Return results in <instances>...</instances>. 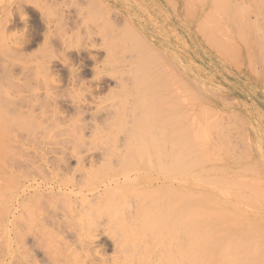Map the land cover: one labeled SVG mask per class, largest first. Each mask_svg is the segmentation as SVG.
<instances>
[{
    "label": "rangeland",
    "instance_id": "obj_1",
    "mask_svg": "<svg viewBox=\"0 0 264 264\" xmlns=\"http://www.w3.org/2000/svg\"><path fill=\"white\" fill-rule=\"evenodd\" d=\"M195 1L189 0L188 2V0H184V6H186L184 10L182 3L183 0H0V53L2 54L3 62H8L9 67L14 70L15 77L18 79L17 82H20V84L16 83L17 89L14 91V87L11 88L9 86V88L7 89L8 96L4 94L5 98L7 99L6 101L2 102V97L0 98V126L7 129V126H9L10 123H13V125L15 123L14 126L18 129L17 133H21L23 137L22 139L24 141L20 144L16 143L17 146H13L15 155L17 157H19V155H23L25 157L29 156L31 157V161L39 160L37 158V154H39V152L41 155L45 154L44 157L48 156L50 158H52V156H65L66 153H69V149L67 147H71L74 145L75 139L73 136L75 135V133H78L77 135L82 134L83 139L86 141L93 139L98 140V138H100V136L102 135L100 128L103 123L102 125H100L101 121L97 120L94 115L92 116V113L100 111L107 104H96V106L92 104L91 107L83 109V111L80 113L77 111H73V108L70 106H66V108L65 106H62V110H59L61 112L63 111L64 113L62 112V114L67 117L62 127L66 130L68 129L70 133L73 134L64 131V133L66 132L68 133V135L66 133L57 135L54 122L52 127V121L48 119L52 115L51 111L53 109V105L48 106L47 101L53 100L54 102L55 99H63L65 101H68L75 95H79L76 90L71 91L69 89L71 88V86L68 83V76L66 74L67 67L62 65L65 62L72 63L74 68H78L81 70L83 69L82 75L85 80L99 82V90L100 88L102 89V95L108 94L112 89H114L113 83L109 76H105V74L102 73L93 75L92 71H90L88 67L86 68V66H89V55L95 57L97 56L98 58L102 59L103 56L101 55H103L105 52L102 45L99 44L97 46H94L92 45L91 41H89V37H91L92 35H89V33H91L90 31L92 29L96 31V26L97 29H102V26L104 25L103 23H101L103 21L101 18L106 21L108 15H105L107 13L109 14L110 18L112 17V15H115L114 18H116V20H114L115 23H113L115 24L114 27L117 29V32H121L120 34L123 35L126 41L130 39L128 41L129 48H132V45L134 44L140 43L139 39L137 40L135 36V39H133V30L131 31V29H135L136 31H138L141 34L142 39H147L152 49H146V42L144 41L142 42V45L139 46H142L141 49L144 50L143 53L144 56L146 55L145 57H147V55L149 54L147 52H150V55L152 54L153 60L152 58L149 59L151 62L150 67L152 68L151 73L153 70L157 73H160V78L158 81H156V84H158V89L154 90L152 95V91L151 93L150 91H147L148 93L146 92V97L144 95V98H141L143 99V101H140V98V100L138 99V101L140 102H138L137 107H134L135 109L133 108V106H130L131 104H129V107L126 104L125 107L121 108L122 111L125 110V114L126 111H129L128 114L125 115L127 118H131V120L134 119L133 124L135 128L133 129V131H131L133 133L129 135V140L139 142L138 140L141 139L140 142H144L145 144L143 145V147L146 146L147 148H144L147 153H145V155H149L151 158H158L159 162L160 160L164 161V164L160 166L161 171L159 170L161 176L165 177L166 175L170 174V176H168V178L166 176L165 179H171L173 177V183L175 184L173 188H167L165 187V185L159 186L156 189L157 193H154L156 205L159 208V212L163 217L164 214L162 212L165 211L164 209H166L167 207L168 210V205L174 203L176 205H192L195 207L206 206V225H209L206 226V229L210 230L208 231V233H213L212 235L206 233V242L209 243L206 244V256L211 254L209 252L215 247V249H213V251H215L211 252L214 256L213 258H215L216 261L214 259L212 261L211 259V263H209L223 264V262L225 261V258L223 259V257L227 256V252L226 250L220 249H217V251V245L214 246L216 242L213 240L216 239L217 233H219L218 230L220 226H223V224H226L227 222H229V224L231 222V226L235 224L234 227L232 226L233 228L230 225V227L228 228L234 231L236 230V233L238 235L241 234L239 236L243 238L244 242L249 243L250 247L253 246V243H256L254 245L260 247L259 249H264V231H262L264 230V10L261 9L262 7H264V0H255V8L253 11H249L246 13L244 11L245 14L241 11H237L233 15V17L235 18V22H237L239 17L240 21L244 19V21H246L245 28H239L247 38V46H243L241 44V39L238 40L239 32H241L240 30H238V26L240 24H235L233 25L234 27L230 24L228 25V27H225V25L222 23V20H219V26H221V24L223 26L221 28L217 27L218 29L216 28V30L219 32H216V25H209V22H213L214 19L206 21L205 18L206 1L208 4H211L212 1L199 0V3L197 0ZM237 1L239 2L241 0ZM193 2L195 3L194 8L196 9H193ZM216 2L217 5L222 6L219 4L220 0H216ZM214 4H211V8H209L212 9V11L214 10V8L216 9V7L214 6H217L216 4ZM219 6H217V8H219ZM187 7L189 8L187 9ZM200 8L202 9L199 11ZM222 8L224 7H221L220 10ZM218 10L216 9V12L214 10L215 15L217 14ZM224 10L226 9L224 8ZM195 13L197 14V16L195 15ZM212 14L207 15L208 17L212 18ZM218 14L219 18H217L216 16H214V18L216 17L217 19H222L225 16L230 17V15H225L229 14L228 11L227 13L222 14V16L221 13ZM201 16H203L205 20L202 21V19L204 18ZM114 18L112 17L111 19L113 20ZM98 21L99 24H97ZM95 22L97 25L95 24ZM216 22L217 21H215V24ZM199 23H202L203 25ZM253 23L254 25H252ZM229 26H231V30L227 31L228 29H230ZM210 27L211 29H208ZM213 27L214 29H212ZM220 29H223L224 31ZM210 34H213L212 38H210ZM222 34L223 37L225 34V36H230V38L226 36L224 37V40ZM217 35L220 39L216 38L218 37ZM131 38L134 41L136 40V42L132 41ZM248 38L250 39V41ZM131 41L132 43H130ZM219 41H221V46H219L220 48H218L217 46L218 44L220 45ZM254 41H257V45L261 46H255L256 42ZM223 42H225V44H223ZM232 43L235 46L237 45L238 48L232 46ZM214 44L216 47L214 46ZM15 46H18L19 48L22 47L21 52L16 53L15 51H12L11 48L14 49ZM222 46H226V48L223 47L225 48V54L223 53L224 50L222 52ZM248 46L251 50L248 48ZM217 48L220 50H217ZM66 49H68V51ZM248 49L249 51H252V53L248 52ZM245 50L248 52V54ZM250 54H252L253 57H249ZM116 55L119 57L120 53ZM246 57H249L250 59ZM230 58L232 59V61ZM47 62L53 64L52 68L45 70L44 65H46ZM247 62H250L251 65L247 64ZM70 63H68V65H70ZM78 64L82 65V68L81 66L78 67ZM2 74V65L0 62V75ZM261 74L262 77L260 76ZM29 77H32L29 81H33L40 85L34 86L36 90L42 87H46L47 90L48 86H53L55 83H60V91L58 92L59 94H61V96H59L60 98H58V95H56L55 87H53L50 90V93H45L38 100L31 101V105L29 107H25L23 105H13V99H17L28 94L29 91L27 90H29L30 87L25 86V84L30 83L27 81ZM51 83H53V85H50ZM107 85L109 86L107 87ZM175 90H177L178 93ZM172 91H174V93ZM37 92L41 93L44 92V90L42 88ZM155 92L156 94H154ZM68 93H70L72 96ZM170 93L171 95H169ZM147 94L149 95L147 96ZM177 96H179L180 98H177ZM74 99L76 98L74 97ZM147 99L150 104H148ZM175 99L178 101L176 102ZM141 104L144 105V107ZM146 104L148 105L146 106ZM146 107L148 108L146 109ZM209 108L212 109L210 110ZM106 111L107 110H105L104 113ZM140 111H142L141 114L139 113ZM48 112L50 113V115ZM201 112H203V114H201ZM129 114L134 115H131V117ZM127 115H129L130 117ZM184 115L185 117H183ZM10 116L12 118L14 116L12 121H10L9 119ZM82 117H84L85 119H83ZM197 117H201V119H204L206 123L202 120H197ZM131 120L128 124H130ZM188 121H192L191 124H193L194 122V125H191L190 123L187 124ZM212 121H216L218 123L215 122V124ZM209 123H211L212 125ZM79 124L85 125L84 127H87V130L79 128V131L78 127H76ZM89 124H91L93 128L91 127V125L89 126ZM105 124L106 123H104V125ZM125 124H127V122H125ZM197 124H200V130H198L199 128H196ZM118 125L119 122L116 123V126L114 127H112L111 124L105 126V129L103 131V133L106 134L104 136V140L111 142L121 136L118 134L121 133L123 129H117ZM121 125L123 126V124ZM181 125H183L184 127ZM187 125L188 131L184 132L185 130L183 131V128L185 129ZM44 127L47 129H45ZM190 127L193 129H191ZM210 127L214 129L216 128V131L214 129H212L211 131ZM195 128L201 132L200 137L202 136V131H206L207 135L205 134V132H203L206 135L203 136L207 138L202 137L204 138L202 139V141L201 138H199L200 132H196L197 130ZM43 129L48 132V137L37 140V138H39L40 136V131ZM75 129L77 130V132ZM189 129H191V131ZM194 129L196 131H193ZM180 130H182L184 133L183 137L181 136L182 131L179 132ZM50 131L52 134L49 133ZM90 131H93L94 133L91 134ZM189 131L191 132L189 134L190 136L188 135ZM219 131L221 132V134L219 133ZM212 132H214L213 134L215 138L214 136L212 137L213 134L211 135L212 138L208 137L210 136L208 134H211ZM216 133L222 136H216ZM195 136H197L196 141L195 139H192L195 138ZM217 137H219L220 140ZM58 139L61 140V143L59 144ZM190 139L191 141H189ZM186 140H188V142ZM207 140H210L211 143L209 144ZM40 141L42 144L40 143ZM215 141L216 144L214 143ZM193 142H195L196 144L201 142L202 144H200L202 146L200 145V147H197ZM231 145L234 146L232 147ZM212 146L215 147L212 148ZM220 146L222 147L220 148ZM46 147L48 148L46 149ZM50 148L51 152L48 150ZM200 148L203 149L200 150ZM192 149L194 150L193 152ZM207 149H209V151H207ZM61 150H64L66 153L64 154V151ZM45 151H47L48 154H46L47 152ZM142 154L144 155L143 151ZM223 155L229 157L233 162L231 163V165L226 166L227 168L218 167L219 156L221 157ZM207 156L208 158H210L207 159ZM172 158L178 159L173 160ZM179 159L181 160V162H179ZM172 162L175 163L174 167H177V165H180V167H177L178 169L174 168L172 170ZM37 163L42 164V161H38ZM164 165L166 169H164ZM214 166L215 168L220 169H216V171L214 169ZM211 167L214 170H210ZM200 169L202 171H199ZM221 169H224V171H222ZM168 171L171 172L168 173ZM214 171L216 172V174ZM237 174L239 176H241L242 174V176H245L244 178H242V181L244 183L241 182L240 177ZM8 175L9 174H5V177ZM32 175H34L36 178L40 177L39 174L32 173ZM187 175L191 176L192 178L190 181L192 185L190 184V187L193 188L190 189H192L193 191L191 193L193 194V196L190 193L187 194V192L184 191V189L179 185V182H182ZM218 176L220 177L218 178ZM236 177H239V180L236 179ZM214 178H217V180ZM204 181L206 183H204ZM229 181L233 184L236 183V188L233 186V184L226 185V183H229ZM2 183L9 185L8 180H2ZM224 185H226L227 187ZM199 189L206 190V194L201 195L200 193H198ZM211 190H215V192ZM195 192L197 194H195L194 196ZM255 193L258 194L256 195ZM165 195H167V198ZM241 195L243 197L247 195L244 199L247 198V200H249H244L241 203V198L243 199ZM183 196H185L186 199ZM200 196H203L202 198L206 197L205 199L207 202L205 201V199L200 198ZM226 198L230 201L231 205H235L231 206ZM202 200L204 201L202 202ZM243 203L246 204L244 205ZM247 203L249 204L248 206ZM221 206H224V209H221ZM210 207L213 211H211L210 209H208L210 211H207V208ZM249 208L252 209L250 210ZM240 210L243 212H241ZM215 212H217V214L219 212V214L217 215ZM168 214L169 212L166 213V215ZM222 214H225V216ZM230 214H234L235 222L232 220V217H234L233 215L231 216L232 219L229 218L230 216L228 215ZM211 215L216 217H213ZM237 215L238 217H236ZM168 216H164L163 218H167L166 220H168L169 222L173 220H186L185 217L181 218V215L175 216L173 213L169 214ZM223 219H227L229 221L225 222ZM43 220L45 221L44 210L37 212V215L34 214L33 224L30 227V230L27 232L29 240H34L35 246L36 243H39L45 250L49 251L51 255H60V257L58 258L59 260H61L60 264H74V262L76 261L75 257L70 252H68L65 247L66 243L72 246L76 245V240L73 235L68 234V232H60L61 228H57V225L54 224H48L46 226L47 230L51 234L43 232ZM209 221L213 223V225H215L214 228L213 226H211V223ZM213 221L217 223L221 222V225L216 223L217 225H219L218 227ZM114 225L115 224L110 227L111 230H114ZM148 225H150V223ZM227 225L228 224H226V226ZM210 227L212 228L210 229ZM255 227H257L259 230ZM149 229L151 230V228ZM250 229L253 231L250 232ZM135 230H139L138 225ZM212 230L215 231V234ZM242 231L244 233V236H242ZM138 234L141 237H143L142 235H144L142 231H138ZM246 234L249 236L248 238L250 240L247 237V239L244 238L245 236H247ZM253 236L256 240L254 238L251 239ZM239 238L240 237H238V245L240 242H242V244H240L242 246L238 247L239 255H244L245 253L248 255H245L246 258L248 257V261L242 255L240 256L241 258H243L240 260V264H248L247 262L252 259L253 262H257L260 259L264 260L263 249L259 251L256 246L251 247L253 251L254 249H257L259 251L257 253V250H255L256 253H252L249 244L243 245L244 242L240 241ZM209 240L210 242H213L210 243ZM212 246L214 247L211 249ZM248 248L250 249V251L247 250ZM36 249V259L38 263L50 264V262L47 261V257L46 259L44 258L43 249L39 247H36ZM60 250H62L61 253H56ZM74 250L75 252H79V249H77V247L76 249L74 248ZM222 251L225 252L224 256ZM35 252L36 251H34V253ZM107 252L111 253V249L109 247H107ZM218 256L223 257L222 259H219L221 257L217 258ZM209 257L207 256L206 259ZM249 258L251 259L249 260ZM208 260L209 259H207V261ZM207 261L206 264H208Z\"/></svg>",
    "mask_w": 264,
    "mask_h": 264
},
{
    "label": "bare ground",
    "instance_id": "obj_2",
    "mask_svg": "<svg viewBox=\"0 0 264 264\" xmlns=\"http://www.w3.org/2000/svg\"><path fill=\"white\" fill-rule=\"evenodd\" d=\"M197 1L199 3V0H197ZM211 1H212L211 4L215 3L217 5L216 0H211ZM256 1L255 0H241V1H239L241 3H239L237 0H220V3L219 2L218 3L222 6L217 5V6H219V8H217V6H214L215 4L213 5L214 7H216L217 10L219 9L217 14L221 13V16H222V14L227 13V11H228L229 14H225V15H230V17L225 16L222 19H217V18H219V14H218V16H217V14L216 15L214 14V10L216 12V9L214 7H213L214 8L213 11H212V9H209V8H211V4L210 3L208 4L206 1V12H205L206 13V15H205L206 21L213 20V19L215 21H217L216 24H215L214 20H213V22L212 21L209 22V25H212V24L216 25L215 30L217 27L221 28L223 26L222 24H221V26H219L220 25V24H218V22H220L219 20H222V23L225 25V27H228V25H230V24L232 26L235 24H237V25L240 24L238 26V30H240L239 27L245 28L246 21H244L245 20L244 18H243L244 20L240 21L239 20L240 17L239 18L237 17L238 20L236 19L237 22H235V18L233 17V15L237 11H241L243 13H244V11H245V13L249 12V11H253L255 8V2ZM188 2H189V0H188ZM182 3H183L184 10H185L186 6H184V0ZM204 3H205V1H204ZM194 4L195 3L193 2V4H192L193 9H196V8H194ZM202 4H201V6H202ZM221 7H224L226 10H224V8H222L223 10L222 9L220 10ZM188 8L189 7H187V9ZM201 9L202 8H200L199 11ZM261 9L264 10V7H262ZM208 10L211 11L213 14L211 12H209ZM221 11H223V12H221ZM207 14H209V15L212 14L213 15V16L211 15L212 18L208 17ZM188 15H190V14H188ZM195 15L197 16L196 13H195ZM105 16H107L106 21H104V19L101 18V16H100V18L103 20L101 23H103V25H104V26H102V29L101 28L97 29L96 28L97 26H96L95 27L96 31L94 29H92L93 31L90 29L91 33H89V35L92 34L91 37H89V41H91L92 45H94V46H97L99 44L102 45L103 50L105 52L103 55H101V56H103L102 59L98 58L97 56L95 57V56L89 55L90 62H89V66L87 65L86 68L88 67V69L90 71H92L93 75L102 73V74H105V76H109L111 78L112 83H113L114 89H112L108 94L102 95L101 94L102 89L100 88V90H99V84H100L99 82H92V81L85 80V78L82 75L83 69L81 70L78 68H74L72 63L68 62V63H70V65H68V63L65 62L66 64L64 63L62 65L67 67V69H66L67 73L66 74L68 76V83L71 86V88H69V89L71 91L76 90L79 93V95L74 96L76 99H74V97H72L68 101L67 100L65 101L63 99H55L54 102H53V100L47 101L48 106L53 105V109L51 111L52 115L48 119H50L52 121L51 122L52 127H53V122H54V125L56 127L55 131H56L57 135H61L62 133H64V131H67L68 133H70V131L68 129L66 130L62 127L63 123L67 119V117H65L62 114L63 111L61 112L59 110V109H61L62 106H65V108H66V106H70L73 108L72 109L73 111H77L80 113L83 111V109L91 107L92 104H94V106H96V104L97 105L98 104H107L100 111H98L96 113H92V116L94 115L97 120L101 121L100 125H102V123H103V125L100 128L101 133H102V135L100 136L101 139L98 138V140L93 139V140L86 141L83 139L82 134L77 135L78 133L77 134L75 133V135L73 136L75 139L74 145L71 147H69V146L67 147V145H66V147L69 149L68 154L64 150H61V151H64L63 152L64 154L66 153L65 156H60V157L52 156V158H50L48 156L44 157L45 154L41 155L39 152L40 155L37 154V158L39 159L38 161H42V164H40V163L38 164L37 160L31 161V157H29V156L25 157L23 155H19V157H17L15 155V152L13 150V146H17L16 143L20 144L21 142H24L22 139L23 137H22L21 133H17L18 129H17V127L14 126L15 123H14V125H13V123H10V125L7 126V129L5 127L0 126V264H39L37 259H36V255H37L36 247L43 249L44 258L46 259V257H47V261L50 262V264H60L61 260L58 259L60 257V255H58V254L51 255L49 253V251L45 250L39 243H36V246H35L34 240L32 241V240H29V238H28L27 232L30 230V227L33 224L34 214L37 215V212L42 211V210H44V212H45V221L43 220V223H42V227L44 228L43 232L51 234L47 230L46 226L48 224H54V225H57V228H61L60 232H68V234L73 235V237L75 238V240H76L75 246L69 245L68 243H66V246H65L66 250L68 252H70L75 257L76 261L74 262V264H206L207 259H209L207 262H208V264H210L211 259H212V261H213V259L215 260V258H213L214 256L212 255L211 251H213V249H215L214 246H216V245H217L216 250L217 249L218 250L219 249L220 250H226V252H227V254H226L227 256L223 257L225 252L222 251L223 252L222 257H223V259L225 258V261L223 262V264H225V263L226 264H240V260L243 258L240 257L242 254L239 255L238 247L242 246V245H240V244H242V242H240L238 245V241H239L238 237H240L239 238L240 241L244 242V240H243V238H241V236H239L241 234L238 235L236 233V230L234 231V230H231L228 228L231 226V224H232L231 222H230V224H229V222H227L226 223V224H228L227 226H226V224H223V226H220V228L218 230L219 233H217V236L215 235L216 239L213 240L216 242V244H214V246L211 247V249L213 247L214 248L209 252L211 254L208 253L209 255H207L208 257L209 256L210 257L206 259V257H207L206 256V244H209L206 242L207 241L206 240V238H207L206 233H208V231H210V230L206 229V226H209V225H206L207 224L206 223V206L195 207L192 205H190V206H188V205H176L174 203V204L168 205L169 211L167 210V207L165 206L166 209H164L165 211L162 212L164 214L163 217L168 216L169 214L173 213L175 216L181 215V218L185 217L186 220L185 219L183 221L182 220H173V221L169 222L168 220H166L167 218L164 219L161 216L162 214L159 212V208L156 205L154 193L156 192V189L159 186L165 185V187H167V188H173L175 185L173 183V181H174L172 179L173 177L171 179H165V177L167 176V178H168V176H170V174L166 175L165 177L161 176L159 170L161 171L160 166L164 164V161L160 160V162H159L158 158H151L149 155L148 156L145 155V153H146L145 149H147V148H146V146L143 147V145H145V144H144V142H140L141 139L138 140L139 142H137V141L134 142V141L129 140V135H131V133H133L131 131H133V129L135 128V126L133 124L134 119L131 120V118L129 119L125 116L126 114H128L129 111L128 112L126 111V114H125L124 113L125 110H123V111L121 110V108L125 107L126 104L128 105V107H129V104H131L130 106H133V108L137 107L138 102L143 101V99H141V98H144V95L146 97L147 91H150V93L152 91V93H151V95H152L153 91L158 89V87H157L158 84H156V81L159 80L160 73H157L154 70L151 73L152 68L150 67L151 62L149 59L152 58V54L150 55V52H147L149 54L147 55V57H145L146 55L144 56V53H143L144 50L141 49L142 46H139V45H142V42L144 41V42H146V45H145L146 49L151 48V45L147 41V39L144 38L146 40L145 41L144 39L141 38V34L138 31H136L135 29H131V31L133 30V32H132L133 33V39H135V38H137V40L139 39L140 43L134 44V45L131 44L133 47L129 48L128 41L130 39H128V41H126L124 39L123 35L120 34L121 32L120 31L117 32V29L114 27L115 24H113V23H115L114 20H116V18H114L115 15L114 16L112 15V17L114 18L113 20L111 19L112 17L110 18L108 13ZM105 16H103V17H105ZM203 16H204V14H203ZM203 16H201V17H203ZM214 16H216L217 18L215 17L216 18L215 19ZM207 17H208V19H207ZM260 17H259V19H260ZM205 18L204 19L201 18L202 21L205 20ZM247 19H249V18H247ZM95 24H96V22H95ZM97 24H99V21ZM199 24H202V23H199ZM252 25H254V23ZM211 27L208 29H211ZM130 28H132V27H130ZM229 28L230 29H228L227 31L231 30V26H229ZM212 29H214V27ZM47 30H48V28H47ZM220 30H223V29H220ZM216 32H219V31L216 30ZM209 33H211V32H209ZM212 35L210 34V36H211L210 38H212ZM96 36H97V38H96ZM134 36H135V38H134ZM226 36L224 34V37H226ZM238 36H239V38H238ZM238 36H237L238 40L241 39L240 40L241 44L243 46H247L248 45L247 40H246L247 38H246V36H244L242 31L239 32ZM222 37H223V34H222ZM227 37L230 38V36H227ZM216 38L220 39L219 36ZM133 39H132V41H134ZM224 40H225V38H224ZM132 41L130 43H132ZM249 41H250V39H249ZM134 42H136V40ZM209 42H211V41H209ZM219 42H220V45L219 44L217 45L218 48H220L219 46H221V41H219ZM254 42H256V44ZM254 42L253 43L256 46L258 42L257 41H254ZM223 44H225V42H223ZM214 46H215V44H214ZM232 46H235V45L233 44ZM259 46H261V45H259ZM223 47L226 48V46H222V48H221L222 52L224 50L223 53L225 54V48H223ZM235 47L238 48L237 45ZM143 48H145V47H143ZM218 48H217V50H220ZM248 48H249V46H248ZM249 49H248V52L252 53V51H249ZM11 50L18 53V52H21L22 47L19 48L18 46H15L14 49L11 48ZM66 50L68 51V49H66ZM258 50H261V49H258ZM248 52H247V54H248ZM118 53H120L119 57L116 55ZM19 54H21V53H19ZM0 55H1L0 56V59H1L0 62L2 65V73H3L2 75H0V98L2 97V102H4L7 100L5 98V95L8 94L7 89L9 88V86L11 88L14 87V89H13V91H14L17 89L16 83L20 84V82H17L18 79L15 77L14 70H12L9 67L8 62H5V63L3 62L2 54L0 53ZM239 55H240V53H239ZM250 56H252V54H250L249 57ZM148 57H150V58H148ZM243 57H244V55H243ZM249 57H246V58H249ZM226 58H227V56H226ZM152 60H153V58H152ZM231 61H232V59H231ZM250 62L249 63L247 62V64L251 65ZM52 64L53 63L47 62L46 65H44V69L48 70V69L52 68ZM263 65H264V63H263ZM80 66L82 68V65L78 64V67H80ZM167 74H168V72H167ZM255 76H256V74H255ZM260 76L262 77V74ZM31 78L29 77V79L27 80L30 83L25 84V86L30 87V89L27 90V91H29L28 94L26 96H22L20 98L13 99L12 100L13 105H15V106L23 105L25 107H29L31 105V103H30L31 101L38 100L45 93H50L51 92L50 90L53 87H55L56 95H58V98H60L59 96H61V94L58 93L60 91L59 90V87H60L59 84L60 83L59 84L55 83L54 85H53V83H51L50 85H53V86H48L47 90H46V87H42L44 92L39 93L37 91L42 89V88H39L38 90H36L34 88V86H40V85L38 83L33 82V81H29ZM27 81H25V82H27ZM176 83H178V82H176ZM41 86H43V85H41ZM108 86L109 85H107V87ZM70 90H68V91H70ZM175 91L177 92V90H175ZM186 91H188V90H186ZM158 92H160V91H158ZM172 92L174 93V91H172ZM171 93L169 95H171ZM68 94H70V93H68ZM154 94H156V92ZM148 95L149 94H147V96ZM178 97L179 96H177V98ZM138 99L140 101H138ZM177 101L178 100H176V102ZM147 102H148V99H147ZM148 104H150V103L148 102ZM148 104H146V106ZM142 106L144 107V105H142ZM48 108H50V107H48ZM147 108L148 107H146V109ZM209 109L211 110L212 108H209ZM50 110H49V112H50ZM105 110H107V111L104 113ZM213 111H214V109H213ZM181 112H183V111H181ZM139 113L141 114L142 111H140ZM201 114H203V112H201ZM49 115H50V113H49ZM129 115L133 116L134 114H129ZM129 115H127V116H129ZM185 115L183 117H185ZM197 115H199V114H197ZM202 117H204V116H202ZM13 118H14V116H13ZM13 118L10 116L9 117L10 121H12ZM82 118L85 119L84 117H82ZM130 120H131V122H130V124H128ZM135 120H137V119H135ZM197 120L201 121L202 119L200 117ZM67 121H69V120H67ZM117 121L119 122L117 129H119V128L123 129V131L118 134L121 136L118 137L117 139H114L111 142L104 140L105 139L104 136L106 135L103 133L105 126L111 124V126L114 127V126H116V123H118ZM202 121L205 122L204 119ZM125 122H127V124H125ZM191 122L192 121H190V122L188 121L187 124H189V123L191 124ZM208 122H209V119H208ZM212 122L215 123L216 121L215 122L212 121ZM104 123H106V124L104 125ZM216 123H218V122H216ZM121 124H123L124 127ZM178 124H179V122H178ZM209 124H211V123H209ZM209 124H207V125H209ZM90 125L91 124H89V126ZM191 125H194V122ZM220 125H222V124H220ZM84 126L85 125L79 124L76 127H78V130H79V128L80 129L83 128V130H87L86 129L87 127L85 128ZM181 126H183V125H181ZM197 126H196V128L197 129L199 128L198 130H200L201 129L200 124H197ZM91 127H92V125H91ZM183 127H181V128H183ZM187 128H188V125H187V127H185V129L183 128V131L184 130H185L184 132L188 131ZM45 129H47V128H45ZM45 129L40 131L41 133H40L39 138H37V140L43 139L44 137H48L47 136L48 132L45 131ZM50 129H52V128H50ZM191 129H193V128H191ZM191 129H189V130L191 131ZM195 129L193 131L197 130V129L196 130ZM212 129H214V128H211V131H212ZM198 130L196 132L199 133L200 131H198ZM214 130L216 131V128ZM242 130H244V129H242ZM88 131H89V129H88ZM181 131L182 130H180L179 132H181ZM183 131L181 132L182 137L184 134ZM190 131H189V133L187 132L188 135L191 133ZM220 131H219V133L221 134ZM76 132H77V130H76ZM203 132H205V134L207 135L206 131H202V136L200 137V135H201V132H200L199 138H201V140L204 138H207V137L203 136V135H205ZM49 133H51V131ZM68 133H66V134L68 135ZM90 133L93 134L94 132L90 131ZM175 133H177V132H175ZM213 133L214 132H212L211 134H208V135H210L208 137H211V135ZM51 134H50V137H51ZM70 134H73V133H70ZM84 135H85V133H84ZM188 135H185V136H188ZM215 135L219 136V137L222 136V135H218L217 133ZM213 136H214V134L212 135V137ZM85 137H86V135H85ZM196 137L197 136H195V138H192V139H195V141H196ZM202 137H204V138H202ZM219 137H217V138H219ZM214 138H215V136H214ZM219 140H220V138H219ZM186 141L188 142V140H186ZM189 141H191V139ZM207 141L209 144L211 143L210 140H207ZM213 141H214V139H213ZM243 141H244V139H243ZM40 143H41V141H40ZM59 143H61L60 139H58V144ZM193 143H195V142H193ZM200 143L201 142L198 143L199 145L196 143L195 144L197 147H200V145L202 144V143L201 144ZM214 143L216 144V141ZM245 143H246V141H245ZM219 145H221V144H219ZM215 146H217V145H215ZM215 146H212V148ZM222 146H224V145H222ZM222 146H220V148ZM226 146H227V144H226ZM48 147H46V149ZM62 148H64V147H62ZM201 149H203V148H200V150ZM48 150L51 152V148ZM213 150H215V149H213ZM142 151L144 152L145 156L142 154ZM193 151L194 150L192 149V152ZM207 151H209V149H207ZM45 152H47V151H45ZM192 152H190V153H192ZM234 152H235V150H234ZM244 153H246V152H244ZM46 154H48V152ZM209 158L207 156V159H209ZM172 159L176 160L178 158H175V159L172 158ZM210 161H212V160H210ZM179 162H181L180 159H179ZM199 162H201V161H199ZM172 163H173V164H171L172 170L174 168L176 169L177 167L178 168L180 167V165L179 166L177 165V167H174L175 163L174 162H172ZM231 163H233V162L229 157L224 156V155L221 157L219 156L218 167L224 168L226 166L231 165ZM185 165H186V163H185ZM196 165H197V163H196ZM215 165H216V163H215ZM208 167H210V166H208ZM220 168H215V166H214L215 170L216 169L218 170ZM164 169H166L165 165H164ZM214 169H212V167L210 168V170H214ZM199 171H202V170L200 169ZM208 171H209V169H208ZM222 171H224V169ZM169 172H171V171H168V173ZM227 172H230V171H227ZM32 173L39 174L40 177L36 178L34 175H32ZM240 173H238V174H240ZM5 174H9V175L5 177ZM215 174H216V172H215ZM242 175L241 176L238 175L240 177L241 182H243L242 178L245 177ZM219 177L220 176H218V178ZM239 177H236V179H238ZM224 178H226V177H224ZM191 179H192L191 176L187 175V176H185V178L183 179L182 182H179L180 187L183 188L184 191L187 192V194L188 193L191 194L193 192L192 189H190V188H193V187H190ZM214 179L217 180V178H214ZM2 180L3 181L8 180L9 185L3 184ZM201 181H202V179H201ZM223 181H222V183H223ZM204 183H206V182L204 181ZM198 184H200V183H198ZM228 184L230 185L233 183H230V181H229V183H226V185H228ZM235 184H233L234 187H235ZM226 185H224V186H226ZM247 185H249V184H247ZM193 186H195V185H193ZM206 186H208V185H206ZM196 189H198V188H196ZM211 191L215 192V190H211ZM169 193H167V194H169ZM198 193H200L201 195L206 194V190L199 189ZM195 194H197V193L195 192L194 196H195ZM191 195L193 196V194H191ZM198 195H196V196H198ZM165 196L167 198V195H165ZM183 197L185 198V196H183ZM202 197L200 196V198H202ZM241 197H243V196L241 195ZM245 197H243V199L241 198V200H242L241 203L244 200H247V198L244 199ZM177 198H179V197H177ZM205 198L206 197H204L202 199H205ZM257 199H259V198H257ZM203 201L204 200H202V202ZM205 201H206V199H205ZM251 202H249V203H251ZM159 203H160V201H159ZM228 203L231 205L230 201ZM163 205H166V204H163ZM232 205H235V204H232ZM248 205L249 204L247 203V206ZM223 207L221 209H224ZM208 209L213 211L211 207L207 208V211H210ZM165 212L166 213L169 212V214L166 215ZM241 212H243V211H241ZM215 213L217 214V212H215ZM224 213H226V212H224ZM218 214H219V212H218ZM222 215L225 216V214H222ZM232 215L234 216V214H232ZM232 215L231 214L228 215V216H230L229 218H231ZM211 216H213V215H211ZM213 217H216V216H213ZM236 217H238V215ZM208 218H209V216H208ZM232 218L231 219L235 222V220H234L235 216ZM178 219H179V217H178ZM231 219H230V221H231ZM216 220H218V219H216ZM223 220L225 222L229 221L227 219L226 220L223 219ZM149 223H150V225H148ZM214 223L216 224L217 222H214ZM113 224H115L114 230H111L110 227ZM217 224L221 225V222L220 223L218 222ZM238 224H239V222H238ZM137 225L139 226L138 231H142L144 233V235H142L143 237H141L138 234V231L135 230L137 228ZM234 225L235 224H233L232 226L234 227ZM211 226H213V228H214L215 225H213V223H211ZM217 226L219 227V225H217ZM149 228H151V230ZM211 228L212 227H210V229ZM255 228H257V227H255ZM215 231H213L214 234H215ZM252 231L253 230L250 229V232H252ZM262 231H264V230H262ZM208 234L212 235L213 233L210 232ZM252 234H254V233H252ZM242 236H244L243 231H242ZM246 237L248 238L249 236L247 235L244 238H246ZM253 238H254V236L251 239H253ZM209 242H210V240H209ZM212 242H210V243H212ZM245 243L246 242H244L243 245L249 244V243H246V244ZM254 244H256V243H253V246H251V247L256 246ZM76 247H77V249H79V252H75L74 248L76 249ZM107 247H109L111 249V253L107 252ZM249 247H250V244H249ZM251 247H250V249H251ZM256 247H257V249L260 248L258 246H256ZM245 248H246V246H245ZM250 249L248 248L247 250L250 251ZM257 249H254V251H253V249H251L252 250L251 252L256 253L255 250H257ZM262 249L263 248L259 249V251H261ZM34 251H36V252L34 253ZM259 251L257 250V253ZM61 252H62V250H60L56 253H61ZM214 255H215V253H214ZM219 255H221V254H219ZM245 255H247V254L245 253L242 256L244 258H246ZM211 256H212V258H211ZM219 257H221V256H218L217 258H219ZM222 257L219 259H222ZM250 259L251 258H249V260ZM252 260L249 261L250 264H264L263 259H260L257 262H255V261L253 262ZM247 261H248V259H247ZM249 262H247V263L249 264ZM242 264H244V263H242Z\"/></svg>",
    "mask_w": 264,
    "mask_h": 264
}]
</instances>
